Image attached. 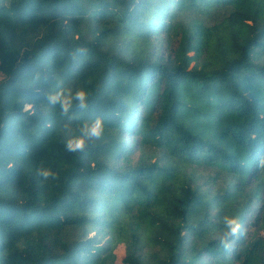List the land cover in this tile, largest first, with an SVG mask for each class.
<instances>
[{
	"label": "trees",
	"instance_id": "16d2710c",
	"mask_svg": "<svg viewBox=\"0 0 264 264\" xmlns=\"http://www.w3.org/2000/svg\"><path fill=\"white\" fill-rule=\"evenodd\" d=\"M58 85L104 121L82 153ZM261 156L264 0H0V264H264Z\"/></svg>",
	"mask_w": 264,
	"mask_h": 264
},
{
	"label": "clouds",
	"instance_id": "9594fccd",
	"mask_svg": "<svg viewBox=\"0 0 264 264\" xmlns=\"http://www.w3.org/2000/svg\"><path fill=\"white\" fill-rule=\"evenodd\" d=\"M84 50L79 49L78 53L83 54ZM75 58V54L74 57ZM90 92L84 87H71L58 85L56 90L50 89L45 95L48 106L57 110V115L65 119L63 132L65 135L64 150L69 154L82 153L89 142L99 141L105 135V124L101 117L92 120H85L82 123L74 124L77 120L76 113L87 112L89 109ZM257 168L264 170V156L257 161ZM35 175L42 182L56 181L59 174L51 167L37 166ZM224 236L220 243L229 247L231 238L242 234V225L238 218L225 215L222 219Z\"/></svg>",
	"mask_w": 264,
	"mask_h": 264
},
{
	"label": "rangeland",
	"instance_id": "374dc122",
	"mask_svg": "<svg viewBox=\"0 0 264 264\" xmlns=\"http://www.w3.org/2000/svg\"><path fill=\"white\" fill-rule=\"evenodd\" d=\"M115 254L117 257L115 264H121V259L123 257V246L122 245L117 247V249L115 250Z\"/></svg>",
	"mask_w": 264,
	"mask_h": 264
}]
</instances>
